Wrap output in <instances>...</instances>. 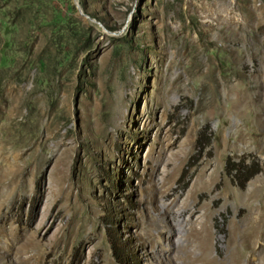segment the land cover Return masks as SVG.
Returning <instances> with one entry per match:
<instances>
[{
    "label": "rangeland",
    "instance_id": "1",
    "mask_svg": "<svg viewBox=\"0 0 264 264\" xmlns=\"http://www.w3.org/2000/svg\"><path fill=\"white\" fill-rule=\"evenodd\" d=\"M185 207L218 258L264 264V0H0V244L171 264Z\"/></svg>",
    "mask_w": 264,
    "mask_h": 264
},
{
    "label": "bare ground",
    "instance_id": "2",
    "mask_svg": "<svg viewBox=\"0 0 264 264\" xmlns=\"http://www.w3.org/2000/svg\"><path fill=\"white\" fill-rule=\"evenodd\" d=\"M193 195H191V197H193ZM199 212L200 210L198 208L192 210L185 207L182 213L185 214V219L187 216H190L192 219L190 228L184 229L182 224L174 221L175 226L173 228L174 231L173 229L171 230L172 235L166 234L169 240L178 238L177 242L174 243V252L171 248L167 249L160 245L161 248L156 249V247H154L153 256L156 257L157 255L169 254L171 264H175L173 258L181 260L183 264H245L244 259L241 257L233 258V251L229 252L221 259L214 254L215 233L212 231L211 225H209L210 213H207V222L203 223L200 221V217H198ZM7 234H9L8 231L4 229L0 230V239L8 236ZM184 236L186 240H182ZM256 237L254 233L245 234L244 239L248 242L247 248L253 249L255 242L258 241ZM229 240L232 241V234ZM16 241L15 243L13 241L11 248H9V246L4 247L0 244V252L3 248L8 252H12L19 264H39V256L29 253V249L37 245V243L34 242L27 233L22 234ZM151 255L152 254L149 253L147 254L148 257ZM6 257L9 258V255Z\"/></svg>",
    "mask_w": 264,
    "mask_h": 264
},
{
    "label": "trees",
    "instance_id": "3",
    "mask_svg": "<svg viewBox=\"0 0 264 264\" xmlns=\"http://www.w3.org/2000/svg\"><path fill=\"white\" fill-rule=\"evenodd\" d=\"M259 164L257 162L246 163V160H242L238 163L232 162V169L229 170L226 166V172L228 174H232L233 172L238 173L234 175L235 177H241L237 180V185L241 188L244 187L247 181H249L258 171H259ZM115 257L118 261L122 260V250L118 249L115 252Z\"/></svg>",
    "mask_w": 264,
    "mask_h": 264
}]
</instances>
